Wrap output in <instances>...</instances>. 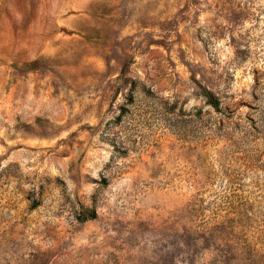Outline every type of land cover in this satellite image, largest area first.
Segmentation results:
<instances>
[{"label": "rangeland", "instance_id": "1", "mask_svg": "<svg viewBox=\"0 0 264 264\" xmlns=\"http://www.w3.org/2000/svg\"><path fill=\"white\" fill-rule=\"evenodd\" d=\"M0 264H264V0H0Z\"/></svg>", "mask_w": 264, "mask_h": 264}]
</instances>
